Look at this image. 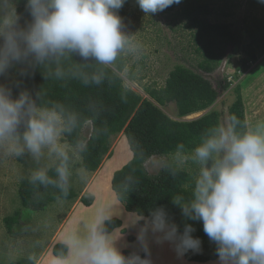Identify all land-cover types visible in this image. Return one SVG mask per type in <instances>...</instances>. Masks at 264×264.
<instances>
[{"label":"clouds","instance_id":"1","mask_svg":"<svg viewBox=\"0 0 264 264\" xmlns=\"http://www.w3.org/2000/svg\"><path fill=\"white\" fill-rule=\"evenodd\" d=\"M180 2L136 0L146 15ZM124 3L25 0L31 19L21 25L14 0H0V76L16 64L35 68L73 55L102 65L113 63L129 39L118 14ZM62 74L57 69L56 75ZM21 75L27 72L22 70ZM92 80L99 83L100 77L94 75ZM240 123L233 114L225 123L206 129L190 157L201 166L191 194L173 196L172 203L185 220L202 221L205 235L216 245L219 264H264V121L243 132L237 130ZM74 125L75 118L66 120L62 106L39 107L28 90L14 97L12 89L0 83V149L15 156L27 151L37 160L47 149L59 159L57 180L41 168L33 172V183L56 184L68 194L69 155L61 137ZM177 147L182 150L184 145ZM187 159L178 151L176 164L165 167L176 175ZM108 219L107 210L99 208L86 234L68 233L63 238L70 256L53 258L50 264H153L149 236L157 243L169 242L178 257L202 250V241L192 235V224L185 223L180 231L163 206L152 209L147 217L131 218V226L140 225L136 234L140 250L128 255L102 226Z\"/></svg>","mask_w":264,"mask_h":264},{"label":"trees","instance_id":"2","mask_svg":"<svg viewBox=\"0 0 264 264\" xmlns=\"http://www.w3.org/2000/svg\"><path fill=\"white\" fill-rule=\"evenodd\" d=\"M136 0H125L129 3ZM182 6L179 15L186 19L187 27L195 29L194 42L202 46L206 57L199 63L205 72H212L213 64L222 56L223 47L239 44L240 39L230 29V24L211 23L208 20L211 10L208 3L198 0H181ZM264 8L261 0H253ZM17 12L25 24L30 22V15L25 7V0H18ZM176 4L169 8L173 9ZM225 15V13H223ZM253 28L247 30L250 43L245 49L249 60L256 58V48L264 53V23L260 19L252 20ZM218 50H217V49ZM243 65L246 62L243 60ZM122 62H113L102 65L94 59L83 60L78 55L62 58L59 63L50 61L46 65L29 68L23 65L22 70L27 75H21L20 70L8 87L13 96L21 90H28L37 105L43 108H52L60 105L67 120L75 118V125L70 133H64L63 141L69 146L80 147L81 162L78 166L88 172H95L100 167L103 158L110 156V140L122 133L129 145L132 157L121 169L116 170L111 178V189L116 199L120 201L129 213L143 214L147 217L154 208L163 206L169 217L183 231L185 223L195 228L194 237L202 241L201 252L192 251L184 254L189 262L207 263L218 259L216 245L210 241L203 231L202 221L185 220L181 210L172 203V197L181 195L190 196L195 179L181 169L172 175L168 168L174 166L166 163L155 175L147 172L145 164L153 156L173 155L180 151L182 154L192 153L194 147L206 135V129L220 124V112L211 110L198 118L183 119L191 114L204 111L211 107L220 90H225L228 83L224 81L219 86L204 78L188 67L176 65L165 79L164 85L159 88H146L148 97L143 98L134 90L124 86L120 73L123 71ZM15 70V66L11 67ZM57 69L63 73L57 76ZM99 76L100 82L92 80ZM85 80L88 82L85 83ZM235 100L229 106L228 114L236 115L241 123L237 130L243 132L246 126L243 99L240 86L234 88ZM173 103L176 107V117L173 119L164 112L162 107ZM59 110V109H57ZM90 124L88 138L82 135L84 125ZM184 148L178 150V145ZM59 159L47 171L48 175L57 180L55 168ZM68 190L64 192L56 184L43 185L33 183L31 178L21 181L18 189L23 208L40 211L56 199L72 200L77 193ZM81 193V192H79ZM84 205L94 201L91 191H86L79 199ZM20 211L4 218L9 232L19 221ZM117 221L120 225V221ZM142 223V222H141ZM115 225V226H118ZM68 248L61 242L53 245L52 253L55 257H66ZM125 255L130 254L124 251ZM10 264H22L19 261Z\"/></svg>","mask_w":264,"mask_h":264},{"label":"rangeland","instance_id":"3","mask_svg":"<svg viewBox=\"0 0 264 264\" xmlns=\"http://www.w3.org/2000/svg\"><path fill=\"white\" fill-rule=\"evenodd\" d=\"M252 1L198 0L200 3L209 4L211 13L207 18L211 23L230 24V29L240 39L239 44L227 45L223 47V50H219L222 51V56L213 64L214 69L209 73L199 67V63L207 54L204 49L197 51L202 45L194 42L195 29L188 28L186 19L179 15L182 2L176 4L173 9L168 7L149 15L140 9L136 1L124 4L118 10V14L122 18V30L129 39L114 61L124 64L123 71L120 73L124 86L134 90L143 98L148 97L145 87L163 86L168 73L176 65H182L201 74L214 86H219L224 81L228 83L225 90L219 89L220 95L211 107L183 119L191 120L211 110H217L221 115L220 124L225 123L229 117V106L236 97L234 88L239 85L247 128L259 121H264V53L256 48V58L249 60L244 49L250 43L247 30L253 28L252 20L260 19L264 23V8L257 2L254 5ZM14 2L17 8L18 0ZM20 23L25 24L22 17ZM243 60L246 62L245 65L242 63ZM22 67V64H16L15 70L9 68L3 76H0V83L9 86ZM162 109L170 117L177 119L176 107L173 103L167 104ZM90 129V124H85L82 135L88 138ZM63 137L64 135L61 137V143L66 147L69 155L67 187L76 192L77 197L72 200L56 199L40 211L23 208L18 196L19 185L25 178H31L34 171L41 168L48 170L58 158L49 153L47 149L44 150L39 160L27 151L21 156H15L0 149V264H10L15 261L22 264H37L38 257L46 248L51 247L49 248L51 250L52 245L62 241L60 236L55 237V233L61 231L60 228L63 226L67 211L75 202L82 206L77 208L71 218L70 226H75L76 234L81 236L86 234L88 227L96 217L97 210L104 207L109 213V219L102 225L107 234L119 236L117 245L123 252L131 253L140 250L136 241L137 232H129V227L121 228V221L120 225L115 221L120 218H130V216L127 215L129 212L116 199V196L111 195L114 193L111 189L113 173L121 169L132 157L125 136L120 133L111 138L110 151L112 153L103 158L100 167L95 172H88L78 166L81 162L80 147L69 146L63 141ZM176 155L153 156L145 164L147 172L155 175L166 163L176 164ZM183 155L188 159L180 165V168L196 179L199 175L200 164L193 162L190 158L191 153ZM101 180L103 182L100 184ZM90 181H93L90 187L94 198H101L94 207L92 206L97 198L88 206L78 202L82 194L88 190ZM104 197L107 199L106 203H104L106 200ZM16 211H20L19 221L14 225L12 232H9L4 218L14 215ZM169 244V242L157 243L154 240L149 244L150 252L151 254L166 252L169 257L168 264H183L174 252L173 246ZM141 255H143L142 252ZM69 256L68 249L65 258ZM53 258L55 256L49 251L41 264H50ZM152 259H154L153 256Z\"/></svg>","mask_w":264,"mask_h":264},{"label":"crops","instance_id":"4","mask_svg":"<svg viewBox=\"0 0 264 264\" xmlns=\"http://www.w3.org/2000/svg\"><path fill=\"white\" fill-rule=\"evenodd\" d=\"M122 134V133H121ZM125 138V137H124ZM101 178H99V180H100ZM92 182L93 181H90V183H89V185H88V190L87 191H91V187H90V185H92ZM100 182V184L103 182L102 180L101 181H99ZM113 197H115V194L114 193H112L111 194ZM95 196H96V193H95ZM108 196V195H107ZM97 197H95L94 198V201H95V199H96ZM105 199H106V197H104ZM100 199L101 198H97L96 199V201H95V203H94V205L92 206V207H94L96 204H98L97 202H99L100 201ZM99 200V201H98ZM93 201V202H94ZM78 202H80V201H78ZM107 202V199L105 200V202L104 203H106ZM100 205V204H99ZM78 207H82L79 203H77V202H75V203H73L72 204V206H70V209H69V211H67V214H66V217H65V219H64V221H63V226L60 228V232L58 231V232H56L55 234V237L56 236H60V238H61V240L63 241V238H64V235L66 236L68 233H75V226L73 225V226H70V224H71V218L73 217V215H74V213H75V211L77 210V208ZM92 207H90V208H92ZM99 208V207H98ZM128 216H130V218L129 217H125V218H123V219H118L119 221H121V228H124V229H126V226L127 227H129V232H137L138 231V229H139V226L140 225H136V226H131L130 224L128 225V223H129V221L131 220V218H133L134 216H136V214L135 213H129V214H127ZM113 238H115L117 241H119V236H117V235H113L112 236ZM61 241V242H62ZM123 241H124V238H123ZM154 241V239H151V236L149 237V244H151L152 242ZM63 243V242H62ZM53 246V245H52ZM49 248H51V247H48V248H46L43 252H42V254H41V256H39L38 257V261H36V263L37 264H41V261L43 260V258H44V256L45 255H47L48 254V252L49 251H51L52 252V249L51 250H49ZM53 248V247H52ZM174 252H175V250H174ZM162 253V254H161ZM156 252V253H154V254H151L152 256H153V258L154 259H152V256H151V259H152V262H153V264H168V262H169V257H168V255H167V253L166 252ZM176 253V252H175ZM177 255V254H176ZM56 258V257H55ZM180 259H181V263H183V264H203V263H197V262H189V261H187L185 258H184V256H182V257H179ZM210 263H219V260L217 259V260H215V261H209V262H207V263H204V264H210Z\"/></svg>","mask_w":264,"mask_h":264},{"label":"bare ground","instance_id":"5","mask_svg":"<svg viewBox=\"0 0 264 264\" xmlns=\"http://www.w3.org/2000/svg\"><path fill=\"white\" fill-rule=\"evenodd\" d=\"M120 143V142H119ZM118 163V162H117ZM114 200V199H113ZM113 200H112V202H113ZM170 245V244H169ZM171 251V250H170Z\"/></svg>","mask_w":264,"mask_h":264}]
</instances>
